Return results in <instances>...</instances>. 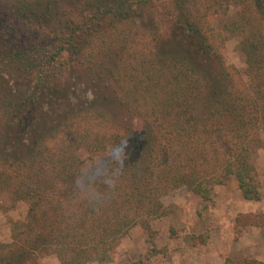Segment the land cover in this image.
Instances as JSON below:
<instances>
[{"label": "trees", "instance_id": "16d2710c", "mask_svg": "<svg viewBox=\"0 0 264 264\" xmlns=\"http://www.w3.org/2000/svg\"><path fill=\"white\" fill-rule=\"evenodd\" d=\"M157 1L171 11L156 13ZM137 18L155 25L156 50L125 48ZM223 32L237 39L236 72L224 65ZM77 79L91 87L90 108L74 106ZM258 149L264 0H86L77 17L58 0H0V198L26 204L0 264H39L41 252L59 264L109 262L180 187L200 198L199 214L232 178L260 200ZM159 252L127 264H157Z\"/></svg>", "mask_w": 264, "mask_h": 264}, {"label": "rangeland", "instance_id": "374dc122", "mask_svg": "<svg viewBox=\"0 0 264 264\" xmlns=\"http://www.w3.org/2000/svg\"><path fill=\"white\" fill-rule=\"evenodd\" d=\"M58 1L66 17H77L86 0ZM155 9L156 13L162 14L171 11V6L169 2L157 1ZM152 24L137 18L132 36L124 41L125 48L141 52L156 50L152 47V37L156 30ZM222 42L220 50L225 67L234 72L242 69L244 64L237 49V39L223 32ZM171 48L173 54L178 52L176 47ZM153 56L148 54L149 59H153ZM198 58L204 60V57ZM234 82L236 87L242 86L239 80ZM73 87L79 90H75L76 94L73 95L74 106L92 107L93 92L87 81L84 83L77 79ZM251 160L260 186V200L244 199L232 178L226 184L216 187L214 203L199 214L200 198L184 187L174 189L161 197L166 215L153 219L149 231L140 225L132 227L116 244L109 262L86 264H127L142 258L152 248L160 251L152 259L157 264H222L226 258H247L264 264V149L253 153ZM5 205L6 197L2 196L0 242L10 241L11 223L23 219L26 210L24 203H18L14 208H6ZM200 235L206 237L204 243L199 242ZM38 263L59 264L52 252H41Z\"/></svg>", "mask_w": 264, "mask_h": 264}]
</instances>
